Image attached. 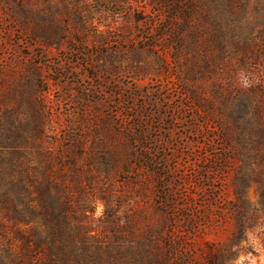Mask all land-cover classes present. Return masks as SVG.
Instances as JSON below:
<instances>
[{"label":"rangeland","instance_id":"1","mask_svg":"<svg viewBox=\"0 0 264 264\" xmlns=\"http://www.w3.org/2000/svg\"><path fill=\"white\" fill-rule=\"evenodd\" d=\"M185 2L0 0V126L19 115L32 143L24 101L40 102L90 264H207L213 253L264 264V217L251 219L259 184L245 190L241 231L235 174L220 158L232 152L186 91Z\"/></svg>","mask_w":264,"mask_h":264},{"label":"trees","instance_id":"2","mask_svg":"<svg viewBox=\"0 0 264 264\" xmlns=\"http://www.w3.org/2000/svg\"><path fill=\"white\" fill-rule=\"evenodd\" d=\"M177 5L189 32L186 91L194 112L207 116L232 152L220 158L235 174L236 218L243 231L250 207L245 190L253 181L259 184L261 207L254 206L251 219L264 217V0ZM201 80H212V98L204 97ZM24 102L32 110L36 140L25 137L27 126L17 114L10 125L0 126L6 131L0 139V264H90L77 250V243L87 244L86 232L78 234L71 225L73 190L44 146L43 108L34 95ZM221 257L210 254L207 264H223Z\"/></svg>","mask_w":264,"mask_h":264}]
</instances>
